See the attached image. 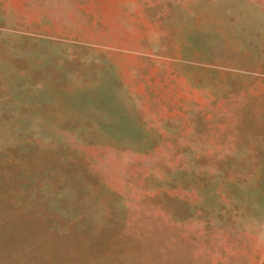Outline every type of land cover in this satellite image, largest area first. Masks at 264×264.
<instances>
[{
    "label": "rangeland",
    "instance_id": "1",
    "mask_svg": "<svg viewBox=\"0 0 264 264\" xmlns=\"http://www.w3.org/2000/svg\"><path fill=\"white\" fill-rule=\"evenodd\" d=\"M0 264H264V0H0Z\"/></svg>",
    "mask_w": 264,
    "mask_h": 264
}]
</instances>
